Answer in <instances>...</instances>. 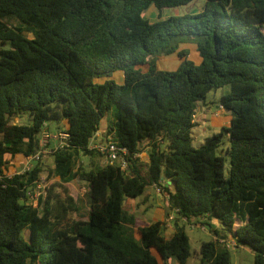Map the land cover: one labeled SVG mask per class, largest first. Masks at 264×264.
<instances>
[{"label":"trees","instance_id":"16d2710c","mask_svg":"<svg viewBox=\"0 0 264 264\" xmlns=\"http://www.w3.org/2000/svg\"><path fill=\"white\" fill-rule=\"evenodd\" d=\"M194 1L0 0V264H191L186 224L213 234L199 264H231L230 239L264 264V0L162 13ZM173 55L180 65L159 69ZM226 86L229 125L195 146L198 106ZM52 121L64 123L69 147L50 155L59 182L34 206L27 192L44 162L5 174L39 150ZM96 138L125 149L128 169L80 163L103 158L89 149ZM75 179L87 185L85 217L67 186ZM152 186L178 227L170 237L165 222L147 225L125 208Z\"/></svg>","mask_w":264,"mask_h":264},{"label":"rangeland","instance_id":"374dc122","mask_svg":"<svg viewBox=\"0 0 264 264\" xmlns=\"http://www.w3.org/2000/svg\"><path fill=\"white\" fill-rule=\"evenodd\" d=\"M205 4V0H196L186 6H180V7H176V8H172V9H168L163 11V15L164 17H168V16H183L185 14H194V13H198L199 11H201V9L203 8ZM158 15V11L155 8H150V10L147 12L146 17L152 21L156 20ZM12 25H15L17 22L13 19L12 22H10ZM27 35L29 37H31L30 34L27 33ZM194 44L192 43H183L180 44L179 46V50H184L185 52H187L189 54V58L194 60L195 62H199V57L197 56V53L194 49ZM181 63V60L178 59V57L176 55H173V57L170 58H165L162 57L159 61H158V67L159 69L162 70H169V71H173L175 70ZM228 93L229 92V87L226 86L224 87L222 90H218L216 93H210L208 95V99H207V103L204 104L203 106H199L200 107H204V108H212V110H218L219 111V100L221 97L222 93ZM218 107V108H217ZM207 110V109H206ZM215 112L213 113V115H217L218 114L220 116H224V114L227 112L226 110H221V113L219 112ZM206 113H208L209 115L212 116V113L208 112V110L206 111ZM114 114H115V108L113 107L107 114L106 116L102 119L101 124H100V129L101 130H105L107 129V127L113 123L114 120ZM210 118V117H209ZM26 122L29 121V117L28 115H26L25 118ZM198 121L197 123V128L202 124L204 120L201 119V116L198 117L196 119ZM210 121V120H208ZM230 123V113L228 112V119L223 122V124L219 125V126H209L207 125L206 127L203 128H198L196 130L195 133V139H197L198 137L201 138V142L197 143L196 141L194 142L195 146H199L201 143L204 142V139L207 137L212 136L214 133H219L222 129V127L224 125L228 126ZM65 125L63 122H49L48 123V130H50L49 132L51 133H57V131L60 129H64ZM195 132V130H194ZM225 141V139H223ZM50 143H53V140H50ZM224 146V145H223ZM225 147V146H224ZM102 157L96 156L92 159H89V157H82L80 159V163L82 162V164H89V163H94L97 166L103 165V163H100V160H102ZM44 162V171L42 172L43 176H46L47 180L49 181V183H55V182H59V178L52 176L49 172L53 169L54 167V160L52 157H46L43 160ZM226 173H228V169H229V160H227L226 162ZM67 186H69L71 194L74 196V198L81 199V204L83 205V210H82V216L85 217L87 215V208L85 207V187L87 186L84 182L75 179L72 181V183H68ZM156 193H159L156 188L154 191L150 192V194H148V196L146 198H144V196H140L136 199L135 203H136V209L138 210V214L137 216L143 220L145 217L144 222L149 225L151 223H153L155 221V215L157 214L158 210H168L169 209V204L168 201L166 199L165 196H157ZM161 194V193H160ZM144 198V199H143ZM134 206V203L131 202H125V208L130 210L132 209V207ZM169 212V210H168ZM144 215V216H143ZM162 217V215L160 216ZM143 218V219H142ZM163 221L165 222V217H162ZM167 225L165 226V230L164 233L167 237H170L177 229L178 227L175 226V222L171 221V222H165ZM194 224V223H193ZM215 227H217L216 223L214 222ZM171 226H173L171 228ZM186 228V232L190 238V247H191V251L193 253V258L191 259L190 263L191 264H199V250H200V245L202 242H206V241H210L213 239V234L211 232V230L209 229L208 226H206L205 228L203 226H195V225H189L186 224L185 225ZM168 230V232L166 233V231ZM170 230V231H169ZM254 262V256L253 253L245 248V247H240L237 249H232L231 250V264H253Z\"/></svg>","mask_w":264,"mask_h":264},{"label":"built area","instance_id":"2783aa9c","mask_svg":"<svg viewBox=\"0 0 264 264\" xmlns=\"http://www.w3.org/2000/svg\"><path fill=\"white\" fill-rule=\"evenodd\" d=\"M220 108L223 109L222 107ZM100 135V132L96 133V136L99 137ZM68 139L69 134L64 130H59L56 134H51L48 129H45L41 136L39 150L31 156L23 157L21 159V164L19 165V167H15L14 169L6 173L5 176L12 177L15 174H22L31 171L35 167V165L43 161L44 158L49 157L51 154L60 150L67 149L69 147ZM50 140L55 141V143L51 144ZM89 149L96 150L103 154L104 164L113 165L118 163L123 170L128 169V163L126 161V150L118 148L115 143L111 141H99L94 139V141L91 142ZM48 185L49 181L47 180L46 176H43L41 173L34 186L27 192L30 202L34 206L38 205L40 198L45 197L46 188ZM165 220L167 222L173 221V214H168L165 217ZM223 242L228 249H235V242L232 239Z\"/></svg>","mask_w":264,"mask_h":264},{"label":"crops","instance_id":"0c3cea01","mask_svg":"<svg viewBox=\"0 0 264 264\" xmlns=\"http://www.w3.org/2000/svg\"><path fill=\"white\" fill-rule=\"evenodd\" d=\"M194 47V49H195V46H193ZM207 103V102H206ZM206 103H203V104H201V105H199V106H203L204 104H206ZM199 106H198V108H197V112H196V119L198 118V117H200L201 116V119H203L204 120V122H203V125L201 124L198 128H203V129H205L204 127H206L207 125H209V126H219V125H221V124H223V122H225L227 119H228V112H226L225 114H224V116H220L219 114H218V116L217 115H213V113H215V112H217L218 110H212V108H204V107H200L199 108ZM218 107H219V113H221V110H223V109H221L220 108V105H218ZM217 107V108H218ZM208 110V112H210V113H212V116L211 115H209L208 113H206V111ZM215 111V112H214ZM210 117V118H209ZM208 120H210V121H208ZM196 122L198 123V121L196 120ZM197 127H196V129H195V133H196V130L198 129ZM49 129V128H48ZM60 130V129H59ZM58 130V131H59ZM48 131H50V130H48ZM57 131V132H58ZM51 133V132H50ZM195 133H194V136H195ZM51 134H54V133H51ZM56 134V133H55ZM96 140H101V138H96ZM195 141L197 142V143H200L201 142V138L200 137H198L197 139H195ZM55 143V141H53V143L52 144H54ZM83 156H81V158H82ZM139 158H140V160L143 162V163H148V161H149V155H148V146H146V145H144L143 146V151L139 154ZM104 159H102V160H100V163H103L104 161H103ZM21 164V159H17L16 160V163H15V167H19V165ZM70 183H72V182H70ZM155 190V187H149L147 190H146V192L144 193V198H146L147 196H148V194H150V192H152V191H154ZM156 195L157 196H164V195H162V194H160V193H156ZM166 197V196H165ZM143 198V199H144ZM166 199H167V197H166ZM135 201L136 200H134V201H129V200H127L126 201V203L127 202H131V203H134V206L132 207V209H130L131 211H134L136 214H138V210L136 209V203H135ZM169 210V209H168ZM168 210H158V212H157V214L154 216L156 219H155V221H163V219H162V217H166L168 214ZM162 215V217H160ZM144 216V215H143ZM144 220H145V217H144ZM154 221V222H155ZM164 222V221H163ZM173 226H171V228H172ZM170 231V230H169ZM168 232V230L166 231V233Z\"/></svg>","mask_w":264,"mask_h":264}]
</instances>
